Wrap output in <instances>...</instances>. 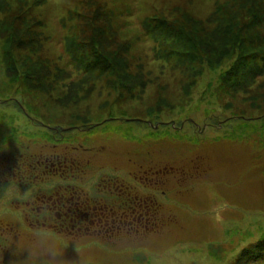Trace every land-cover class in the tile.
<instances>
[{
    "label": "rangeland",
    "instance_id": "obj_1",
    "mask_svg": "<svg viewBox=\"0 0 264 264\" xmlns=\"http://www.w3.org/2000/svg\"><path fill=\"white\" fill-rule=\"evenodd\" d=\"M228 1L0 0V264H264V17Z\"/></svg>",
    "mask_w": 264,
    "mask_h": 264
},
{
    "label": "trees",
    "instance_id": "obj_2",
    "mask_svg": "<svg viewBox=\"0 0 264 264\" xmlns=\"http://www.w3.org/2000/svg\"><path fill=\"white\" fill-rule=\"evenodd\" d=\"M231 1V2H230ZM244 3H247L248 4V8L249 9H251L252 10V12H253V10L254 11H257L258 13H256V14H258L259 15V13H260V17H259V19L261 20V19H263V15H262V10L264 9H262V7H263V5H264V0H242ZM230 2V3H229ZM226 3H229V5H238L239 3H237L236 2V0H229L228 2H226ZM225 4H223V7H225L224 6ZM227 5V4H226ZM222 6V5H221ZM220 7V6H219ZM219 9V8H218ZM262 9V10H261ZM250 10V11H251ZM256 22H257V19H256ZM176 33V32H175ZM175 33H173V35L175 34ZM166 39H171V38H166ZM173 43V41H170V44H172ZM172 49H175V44H174V46L173 47H171V51L172 52H174L175 50H172ZM180 49V48H179ZM89 60H92L91 59V56L89 55ZM74 59L75 58H72L71 56H69V59H67V62H66V64H67V66H68V70L69 71H74L75 69L73 68V63H74ZM95 61H96V58L94 59V63H95ZM92 62V61H91ZM90 70V69H89ZM76 77H79V75H75ZM108 230H110L111 231V229H108Z\"/></svg>",
    "mask_w": 264,
    "mask_h": 264
}]
</instances>
